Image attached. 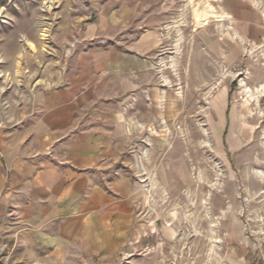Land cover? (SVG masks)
Segmentation results:
<instances>
[{
    "label": "rangeland",
    "instance_id": "374dc122",
    "mask_svg": "<svg viewBox=\"0 0 264 264\" xmlns=\"http://www.w3.org/2000/svg\"><path fill=\"white\" fill-rule=\"evenodd\" d=\"M220 14L210 0H0L5 142L28 134L47 93L86 68L85 76L97 74L88 67L99 52L116 50L124 68L143 34L158 37L145 56L153 73L138 88L158 104L144 110L142 127L133 123L128 146L133 171H148L150 228L110 264H264V40H237ZM117 70L97 74L90 95L100 108L131 112ZM172 107L174 119L152 115ZM151 130L160 136L150 140ZM14 225L0 228V264H90L46 259Z\"/></svg>",
    "mask_w": 264,
    "mask_h": 264
},
{
    "label": "crops",
    "instance_id": "0c3cea01",
    "mask_svg": "<svg viewBox=\"0 0 264 264\" xmlns=\"http://www.w3.org/2000/svg\"><path fill=\"white\" fill-rule=\"evenodd\" d=\"M211 1L237 40H264V1L263 9L262 0ZM203 6L210 12L213 8L206 2ZM157 42L154 34H143L136 53L123 58L124 68L117 67L116 50L108 56L99 52L96 65L88 67L97 74L124 70L130 90L125 101L135 107L131 112L100 108V96L90 95V81L101 76H85L86 68L68 87L42 98L43 111L27 135L9 142L0 138V228L16 221L18 240L46 259L110 264L148 234L150 226L143 221L150 201L144 184L148 171H133L128 146L138 130L133 123L142 127L144 110L158 104L138 90L153 73L145 56ZM176 104L180 102H172ZM176 111L155 109L152 115L156 121L174 119ZM152 131L146 136L155 140L160 134Z\"/></svg>",
    "mask_w": 264,
    "mask_h": 264
},
{
    "label": "bare ground",
    "instance_id": "6f19581e",
    "mask_svg": "<svg viewBox=\"0 0 264 264\" xmlns=\"http://www.w3.org/2000/svg\"><path fill=\"white\" fill-rule=\"evenodd\" d=\"M264 88V87H263Z\"/></svg>",
    "mask_w": 264,
    "mask_h": 264
}]
</instances>
